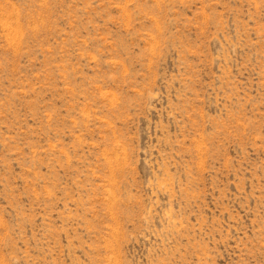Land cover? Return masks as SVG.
Wrapping results in <instances>:
<instances>
[{
	"label": "rangeland",
	"instance_id": "obj_1",
	"mask_svg": "<svg viewBox=\"0 0 264 264\" xmlns=\"http://www.w3.org/2000/svg\"><path fill=\"white\" fill-rule=\"evenodd\" d=\"M0 264H264V0H0Z\"/></svg>",
	"mask_w": 264,
	"mask_h": 264
}]
</instances>
